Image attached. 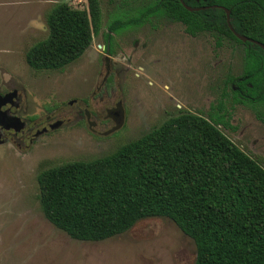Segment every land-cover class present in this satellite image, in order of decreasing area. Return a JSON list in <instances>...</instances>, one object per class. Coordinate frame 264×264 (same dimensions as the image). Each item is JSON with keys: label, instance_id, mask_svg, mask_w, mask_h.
<instances>
[{"label": "rangeland", "instance_id": "rangeland-1", "mask_svg": "<svg viewBox=\"0 0 264 264\" xmlns=\"http://www.w3.org/2000/svg\"><path fill=\"white\" fill-rule=\"evenodd\" d=\"M99 1L103 13L100 33L61 74L34 73L25 54L34 43L48 37L46 15L55 4L86 9L87 0H0V84L14 81L24 85L31 97L32 114L40 117L42 124L44 106L59 107L75 101L62 110L69 114V128L42 137L24 154L11 145L0 146V264H194V241L168 218H146L114 238L85 242L74 240L53 226L39 202L40 171L107 155L171 116L193 113L208 118L218 111L222 101L229 126L217 127L264 167V122L252 109L233 101L228 85L231 77L243 73L244 46L212 32L199 33V39L193 40L186 33L180 34L184 26L167 27L161 33L166 36L160 38L164 49L151 38H145L146 48L140 43L136 49L137 54H144L143 61H160L153 66L148 63L138 75L134 69L125 71L121 80L115 78L113 88L106 92L103 86L98 87L105 71L96 59L102 55L109 25L117 19L135 17L152 1ZM136 35L127 33L124 39L129 53L135 49L129 42L137 41ZM138 40L142 42L140 37ZM119 104L125 123L119 131L106 136L104 133L117 125L108 110L118 111ZM261 110L264 113V108ZM57 111L55 118H59ZM86 112L97 123L93 133L88 123L84 125Z\"/></svg>", "mask_w": 264, "mask_h": 264}, {"label": "trees", "instance_id": "trees-1", "mask_svg": "<svg viewBox=\"0 0 264 264\" xmlns=\"http://www.w3.org/2000/svg\"><path fill=\"white\" fill-rule=\"evenodd\" d=\"M151 1L109 29L164 17L183 23L190 35L212 32L242 44L243 73L228 85L234 101L264 122V49L237 39L223 9L191 12L180 0ZM183 1L191 8H227L238 34L264 44V0ZM87 3L86 9L57 3L49 10L48 37L25 54L32 69L62 70L87 51L103 19L100 1ZM224 111L220 101L209 118L180 113L107 155L40 171L44 216L85 242L105 241L143 219L164 217L194 241V264H264V167L217 127L228 126Z\"/></svg>", "mask_w": 264, "mask_h": 264}, {"label": "flooded vegetation", "instance_id": "flooded-vegetation-1", "mask_svg": "<svg viewBox=\"0 0 264 264\" xmlns=\"http://www.w3.org/2000/svg\"><path fill=\"white\" fill-rule=\"evenodd\" d=\"M160 23L168 24L162 25ZM177 24H179L181 29L182 26H184L183 23L179 21L166 18L163 20L146 19L138 22L135 21L133 24L125 25V28L119 31L110 30L108 27L107 35H104L102 55L99 60L96 59V62L102 65L105 71L102 81L98 87L103 86L105 91L108 92L109 89L113 88L115 78L116 80H121L125 71L130 72L134 69V74L137 73L138 75V71L144 72L146 70L148 63L150 66L157 64L160 61V58H151V60L149 61H143L144 54H137L136 49L139 47L140 43H142L141 45L144 48L147 47V45L145 44V38H151L154 41L157 40L156 42L160 44L159 47L161 48V50L164 49L163 42L160 40V38H164L166 35H163L161 33L167 30V27L173 26L177 29ZM127 33L132 35L137 34V41L129 42L130 45L134 44L135 48L131 49L130 53L128 52L129 45L124 41ZM184 33H186L189 39H199L198 34L196 36L188 34L185 30V26L184 30L180 34ZM139 37L142 39V42L138 40ZM29 69L34 73L49 71H55L61 74L64 73V69L38 71L32 69L30 66ZM118 83L119 86L122 87L121 82ZM120 89L122 90V88ZM30 99L31 97L29 96L28 89L24 85L16 84L14 81H2V83L0 84V146L8 144L15 148L19 153L24 154L29 151L34 145H36L42 137H49L55 132H59L60 130L69 128L71 124V120L70 118H68L69 114L65 110L64 113H62V110L63 108H65V106L71 107L73 102H75L74 100L71 102H67L65 106L58 107L56 104H53L51 106H44V111L46 112V114L44 115L45 122L44 124H42L40 123L41 118L36 116L35 114H32L33 110L31 108ZM238 104H241L250 109V107L245 104ZM120 106L121 104H119V107ZM56 111L60 112L59 118L54 117ZM224 112V115L227 119L228 113L226 112V110ZM211 114L212 113L209 114L208 118ZM108 115L112 117L116 123H118L104 133V135L106 136L119 131L122 128V125H124L125 123V119L123 117V109L121 107L118 111H114L112 109L108 110ZM84 116L86 118V120H84V125L85 123H88L90 126V130L93 133V128L97 126V123L90 120L89 112H86ZM82 119L83 115L80 114L78 121L80 126L83 124Z\"/></svg>", "mask_w": 264, "mask_h": 264}, {"label": "water", "instance_id": "water-1", "mask_svg": "<svg viewBox=\"0 0 264 264\" xmlns=\"http://www.w3.org/2000/svg\"><path fill=\"white\" fill-rule=\"evenodd\" d=\"M182 2V4L184 5V7L188 10V11H199V10H204V9H209V8H220V9H223L226 13V18H227V23H228V26L230 28V30L232 31V33L235 35V37L239 40H241L242 42H250V43H253V44H256V45H259L261 48L264 49V44L260 43L259 41H256L252 38H249V37H246V36H242L240 34H238L232 27L231 23H230V10H228L227 8L225 7H221V6H213V7H209V6H204V7H200V8H191V7H188L187 5L184 4V1L183 0H180ZM118 123V122H117Z\"/></svg>", "mask_w": 264, "mask_h": 264}]
</instances>
